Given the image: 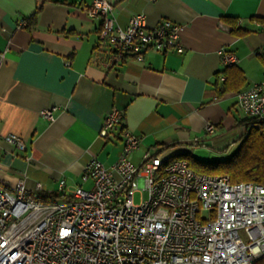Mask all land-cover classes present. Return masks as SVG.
<instances>
[{"label": "crops", "instance_id": "1", "mask_svg": "<svg viewBox=\"0 0 264 264\" xmlns=\"http://www.w3.org/2000/svg\"><path fill=\"white\" fill-rule=\"evenodd\" d=\"M90 2L0 0V134L26 144L21 152L0 138V187L21 180L31 193L58 196L63 179L69 198L75 187H90L79 178L91 158L104 165L117 159L122 127L140 139L134 164L147 150L163 158L190 154L196 138V146L226 155L245 138L252 126L236 93L264 80V26L255 20L264 18V0L116 1L112 13L122 28L138 14L150 28L164 19L181 25L184 51L147 50L142 63L113 69L96 62L100 19L87 16ZM35 13V26L19 27ZM235 27L248 34L235 36ZM221 48L237 56L228 69ZM44 109H53V121L41 116ZM111 109L123 112L122 121L100 137ZM207 123L214 133L206 134Z\"/></svg>", "mask_w": 264, "mask_h": 264}, {"label": "built area", "instance_id": "2", "mask_svg": "<svg viewBox=\"0 0 264 264\" xmlns=\"http://www.w3.org/2000/svg\"><path fill=\"white\" fill-rule=\"evenodd\" d=\"M116 1L91 0L85 9L89 19H100L94 52L104 69L142 63L147 50L183 53L181 25L164 19L150 28L138 14L122 28L112 13ZM219 54L223 67L237 63L226 49ZM236 99L252 128L264 131V80ZM52 113L40 111L49 121ZM122 118V111H108L99 136L106 137ZM214 130L205 124L206 134ZM0 138L26 151L21 137ZM120 138L117 159L104 165L91 158L79 178L90 187H75L69 198L63 197V179L58 196L31 193L21 180L0 187V264H253L264 257V186L199 174L183 160L149 150L134 164L139 137L124 129Z\"/></svg>", "mask_w": 264, "mask_h": 264}, {"label": "trees", "instance_id": "3", "mask_svg": "<svg viewBox=\"0 0 264 264\" xmlns=\"http://www.w3.org/2000/svg\"><path fill=\"white\" fill-rule=\"evenodd\" d=\"M36 17L37 14L35 13L28 18L27 29H31L36 25ZM255 20L261 26H264V18H256ZM232 33L235 36H244L248 34V31L236 29L235 27ZM260 55L262 61H264V52ZM225 68L228 69V67ZM124 129V127L120 129V137ZM174 158L185 161L192 170L199 174L227 176L231 183L249 182L254 185L264 186V131L254 127L250 128L245 138L239 143L238 148L226 159L200 161L192 157L188 152ZM253 264H264V257Z\"/></svg>", "mask_w": 264, "mask_h": 264}, {"label": "rangeland", "instance_id": "4", "mask_svg": "<svg viewBox=\"0 0 264 264\" xmlns=\"http://www.w3.org/2000/svg\"><path fill=\"white\" fill-rule=\"evenodd\" d=\"M239 144H237L235 147H233L228 154H213L212 151H210L208 148H205L204 146H194L192 147V152L190 153L192 157L196 158L200 161H214V160H220V159H226L229 156H231L234 151L238 148ZM139 194L135 195V199H138Z\"/></svg>", "mask_w": 264, "mask_h": 264}]
</instances>
